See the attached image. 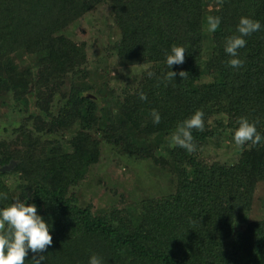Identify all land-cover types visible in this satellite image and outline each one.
I'll return each instance as SVG.
<instances>
[{
	"label": "trees",
	"instance_id": "16d2710c",
	"mask_svg": "<svg viewBox=\"0 0 264 264\" xmlns=\"http://www.w3.org/2000/svg\"><path fill=\"white\" fill-rule=\"evenodd\" d=\"M108 1L121 34L118 53L131 62L140 55L155 57V68L144 72L137 89L113 100L115 111L101 108L79 84L72 83L68 93L62 90L67 74L78 65L74 54L79 52L62 30L104 0H0V91L12 92L24 109L34 102L40 110L28 116L35 129L21 124L8 142L0 140V178L8 173L2 167L18 157L15 170L26 169L22 177L31 184L24 195L26 206L35 204L52 227L53 243L39 254L45 256L42 264H89L93 255L102 264H264V218L245 217L264 180V0ZM209 16L220 17L221 24L204 48ZM241 17L259 21L261 29L244 37L246 46L237 57L243 66L233 68L225 42L239 35ZM174 45L186 49L185 62L170 69L167 55ZM23 49L53 60L34 66V90L27 69L19 70L12 61ZM169 71L176 77L166 79ZM181 71L188 76L182 79ZM206 74L208 80L203 79ZM141 92L147 100L140 99ZM153 109L160 114L159 124L153 123ZM197 110L204 113V130H192L196 151L190 153L170 137ZM216 114H226L227 120ZM241 117L257 122L261 142L244 145L232 164L202 160L201 144L222 128L235 144ZM73 125L78 128L66 143L71 152L49 139ZM101 139H121L131 155L142 150L155 161L170 162L177 177L175 192L132 219L119 211L96 216L89 207H79L67 196L68 188L98 160ZM12 203L0 179V210ZM238 223H245L243 229L236 230ZM33 256L37 254L29 250L25 264Z\"/></svg>",
	"mask_w": 264,
	"mask_h": 264
},
{
	"label": "rangeland",
	"instance_id": "374dc122",
	"mask_svg": "<svg viewBox=\"0 0 264 264\" xmlns=\"http://www.w3.org/2000/svg\"><path fill=\"white\" fill-rule=\"evenodd\" d=\"M209 7L214 8V5ZM61 34L73 40L79 49V52L74 54L78 65L67 74L65 84L62 86L63 93L70 91L72 83L79 84L98 99L101 108L112 107L115 111L117 104L115 105L113 100L115 98L123 100L126 93L134 92L142 82L144 72L155 68L153 61L155 57L152 55H140L137 62H131L115 49L121 34L108 0H104V3L96 5L94 9L72 21ZM211 36V31L208 30L205 34L204 48L209 46ZM12 61L19 70L27 69L26 72L30 73V89L34 90L33 85L36 83L34 66L44 65L53 60L50 57L41 59L23 49L12 55ZM209 78V74L203 77L206 80ZM228 80L231 81L233 78L229 77ZM31 98L34 99L33 94ZM58 98L60 99L59 96ZM57 106L58 102L54 108ZM39 112L34 102L24 109L16 104L12 92L0 91V140L8 142L12 138V130L21 124H27L35 129L33 121L29 120L28 116H36ZM215 118L225 122L227 115L216 114ZM211 121L215 129L216 122L212 119ZM77 128V125H73L56 130L48 137L56 143H62L64 149L71 152V147L66 143ZM210 129L212 130V127ZM222 131L223 128L203 143L204 145L201 144L198 155L202 160L208 163L218 161L223 164H232L236 161L242 147L232 142L228 132ZM126 147L121 139L117 143L116 140L112 142L102 140L100 157L84 169L82 178L68 188L67 196L74 197L79 207H89L96 216L119 211L120 216H131L132 219L141 215L144 209L152 208V203L160 202L175 192L177 177L170 162L155 161L142 150L131 155ZM158 151L154 152L157 158L160 156ZM12 162L14 163L12 168L0 179L8 187L13 202L19 199L23 203L24 195L31 192V184L22 177L26 169L15 170L19 158ZM32 168L35 166L32 165ZM245 217L247 221L264 218V180L258 183L252 207L245 213ZM116 222L122 223L120 220ZM244 225L245 223H238L236 230L243 229Z\"/></svg>",
	"mask_w": 264,
	"mask_h": 264
},
{
	"label": "clouds",
	"instance_id": "9594fccd",
	"mask_svg": "<svg viewBox=\"0 0 264 264\" xmlns=\"http://www.w3.org/2000/svg\"><path fill=\"white\" fill-rule=\"evenodd\" d=\"M209 30L215 32L221 24V18L218 16H209L207 18ZM261 24L259 21L247 17H241L237 26L239 35L228 37L225 42V52L233 59L228 61L229 66L238 68L243 66V61L238 57V50L246 46L244 37L259 31ZM186 49L184 47L172 46L171 54L167 55V65L171 69L173 65H182L185 62ZM151 76L152 74L149 73ZM176 72L169 71L166 79H173ZM179 76L184 79L188 76L185 71L179 72ZM141 100H147V95L140 93ZM153 123L159 124L161 117L157 110H152ZM204 113L197 110L194 115L179 124L172 133L170 139L175 146L186 149L188 152L196 151L192 130H204ZM257 122H249L246 117L238 120L239 127L234 133V142L237 146L243 147L249 142L251 145H257L262 137L257 131ZM4 198L7 196L4 194ZM25 202L15 200L10 206L0 210V264H25V258L29 250L37 254L33 256L31 264H42L45 256L39 255L46 251L53 243V237L50 235L52 227L37 214L35 204L26 206ZM89 264H102L101 259L93 255Z\"/></svg>",
	"mask_w": 264,
	"mask_h": 264
},
{
	"label": "water",
	"instance_id": "95a60500",
	"mask_svg": "<svg viewBox=\"0 0 264 264\" xmlns=\"http://www.w3.org/2000/svg\"><path fill=\"white\" fill-rule=\"evenodd\" d=\"M13 164H14V163L11 162L10 164L3 166V167H2V171H5V170H8V169L12 168Z\"/></svg>",
	"mask_w": 264,
	"mask_h": 264
}]
</instances>
